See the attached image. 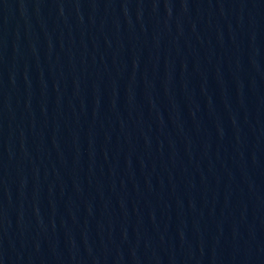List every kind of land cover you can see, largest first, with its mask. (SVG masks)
<instances>
[{"label": "water", "instance_id": "water-1", "mask_svg": "<svg viewBox=\"0 0 264 264\" xmlns=\"http://www.w3.org/2000/svg\"><path fill=\"white\" fill-rule=\"evenodd\" d=\"M0 264H264V0H0Z\"/></svg>", "mask_w": 264, "mask_h": 264}]
</instances>
